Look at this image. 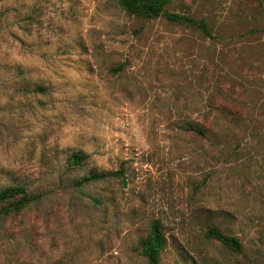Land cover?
<instances>
[{"label":"rangeland","instance_id":"374dc122","mask_svg":"<svg viewBox=\"0 0 264 264\" xmlns=\"http://www.w3.org/2000/svg\"><path fill=\"white\" fill-rule=\"evenodd\" d=\"M168 11L214 36L114 0H0V189L42 195L0 220V264H148L157 220L161 264H264V0ZM94 170L127 185H75Z\"/></svg>","mask_w":264,"mask_h":264},{"label":"trees","instance_id":"16d2710c","mask_svg":"<svg viewBox=\"0 0 264 264\" xmlns=\"http://www.w3.org/2000/svg\"><path fill=\"white\" fill-rule=\"evenodd\" d=\"M129 15L140 19L152 20L159 17H166L168 20L177 23H185L196 28L206 37H213L214 34L204 19L198 20L190 16H181L168 11L171 0H114ZM39 89H43L42 86ZM213 124L209 126L206 122H189L183 129L194 132L196 135L206 137L213 131ZM88 155L81 152H74L70 156L73 166L82 167L86 164ZM108 178L120 179L122 185H127L124 171L99 172L92 171L76 182L77 187H83L91 183L104 181ZM42 199L41 194L29 192L24 185H10L0 189V220H5L15 214L22 213L26 208ZM207 237L219 241L233 253H242L243 245L239 238L224 233L216 226H212L206 233ZM168 240L160 221H154L150 226L146 238L140 240L139 249L141 255L148 264H161V255L167 248Z\"/></svg>","mask_w":264,"mask_h":264}]
</instances>
